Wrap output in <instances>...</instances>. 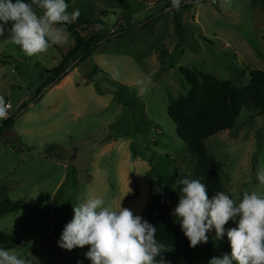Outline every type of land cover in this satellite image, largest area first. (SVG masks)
<instances>
[{
    "label": "rangeland",
    "instance_id": "obj_1",
    "mask_svg": "<svg viewBox=\"0 0 264 264\" xmlns=\"http://www.w3.org/2000/svg\"><path fill=\"white\" fill-rule=\"evenodd\" d=\"M68 4L69 13L79 9L89 19L83 34L100 21L105 37L78 63L77 53L59 81L48 70L74 46L71 35L33 56L7 33L0 37V96L10 106L0 125L12 119L0 129V201L24 205L0 216V231L13 238L9 250L33 264H91L84 255L89 246L68 251L57 245L73 206L87 196H103L114 210L121 205L140 216L147 176L175 169L191 174L195 161L167 114L168 104L190 88L175 67L231 80L239 89L249 84L247 68L264 71V0L228 6L201 0L179 9L171 0ZM175 19L182 26L180 48ZM206 147L221 167L224 192L236 200L246 191L264 193L256 180L264 163V114L244 108L237 126L209 137ZM136 190L137 198L124 199ZM169 193L172 213L179 193L174 185ZM194 248L201 256L202 244Z\"/></svg>",
    "mask_w": 264,
    "mask_h": 264
},
{
    "label": "clouds",
    "instance_id": "obj_2",
    "mask_svg": "<svg viewBox=\"0 0 264 264\" xmlns=\"http://www.w3.org/2000/svg\"><path fill=\"white\" fill-rule=\"evenodd\" d=\"M171 3L179 9L181 0ZM230 3L223 0L222 6ZM34 5L42 14H37ZM68 7L67 0H0V37L7 33L10 42L28 56L62 45L70 36L67 25L80 16L79 9L69 13ZM8 107L0 96V120L8 117ZM256 180L264 186V163L258 166ZM179 184L182 187L172 215L189 246L207 243V234L213 230L216 240L227 237L230 252L213 256L208 264H264V193L246 191L236 200L220 191L209 198L199 179L185 177ZM73 213L57 241L61 249L87 245L84 255L91 264H165L162 253L168 249L156 238L157 228L127 208L119 205L114 210L103 196L89 195L73 206ZM230 220L235 226L226 229ZM0 264H33V260L0 246Z\"/></svg>",
    "mask_w": 264,
    "mask_h": 264
},
{
    "label": "trees",
    "instance_id": "obj_3",
    "mask_svg": "<svg viewBox=\"0 0 264 264\" xmlns=\"http://www.w3.org/2000/svg\"><path fill=\"white\" fill-rule=\"evenodd\" d=\"M27 2L30 3L31 0ZM33 7L38 15L42 14L38 7L35 5ZM174 22L176 33L180 37V42L175 48H180L183 43L182 26L176 19ZM88 25L90 21L83 15H80L74 23L67 25V31L73 38L74 46L62 54L61 62L57 67L48 70L53 81L62 79L69 63L77 53H81L78 63L89 57L96 44L105 37L100 21L96 22L99 27L96 26L93 31L83 34ZM165 53L164 50L161 55ZM175 69L190 88L187 94L177 97L168 104L167 114L175 125L176 135L185 143V153L192 157L195 163L189 175L180 176L175 169L170 175L156 171L155 177L147 176L149 178L148 198L140 216L157 228L156 238L166 245L168 251L162 253L165 264H208L213 256L219 257L230 252L227 237L216 240L215 231L209 232L207 234L209 240L207 243H202L203 251L199 256L196 249L189 246V241L181 231L179 223L173 219L169 190L174 185L179 193L182 187L179 181L187 177L199 179L204 183L209 198L223 191L221 167L209 155L206 142L214 134L235 128L241 111L246 107L256 110L258 114H264V71L247 68L249 84L239 89L231 80H220L212 74L197 73L182 66H177ZM11 122V118L2 122L0 129L9 127ZM138 196L139 192L136 190L124 199L129 200ZM22 208L24 205L21 201L3 198L0 201V216ZM234 226L235 224L230 220L224 227L227 229ZM11 242L12 237L0 231V246L9 250L12 248Z\"/></svg>",
    "mask_w": 264,
    "mask_h": 264
},
{
    "label": "built area",
    "instance_id": "obj_4",
    "mask_svg": "<svg viewBox=\"0 0 264 264\" xmlns=\"http://www.w3.org/2000/svg\"><path fill=\"white\" fill-rule=\"evenodd\" d=\"M198 1H201V0H198ZM196 2H197V0H189V1L188 0H181V4L180 5H186V4H190V3H196Z\"/></svg>",
    "mask_w": 264,
    "mask_h": 264
},
{
    "label": "crops",
    "instance_id": "obj_5",
    "mask_svg": "<svg viewBox=\"0 0 264 264\" xmlns=\"http://www.w3.org/2000/svg\"><path fill=\"white\" fill-rule=\"evenodd\" d=\"M61 84L60 83H58L57 82V84H56V87H58V86H60ZM121 178H123V175H121ZM124 178H125V176H124ZM127 181L129 182V179L127 178ZM5 233V232H4ZM7 234V233H6ZM10 235V234H9ZM11 236V235H10ZM12 237V236H11ZM12 240H13V238H12ZM15 244H16V242H14Z\"/></svg>",
    "mask_w": 264,
    "mask_h": 264
}]
</instances>
